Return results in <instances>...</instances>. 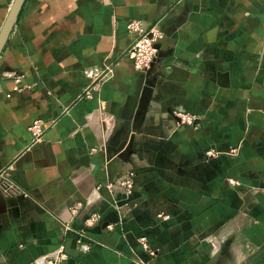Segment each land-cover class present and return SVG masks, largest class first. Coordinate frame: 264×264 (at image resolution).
Listing matches in <instances>:
<instances>
[{"label":"crops","instance_id":"obj_1","mask_svg":"<svg viewBox=\"0 0 264 264\" xmlns=\"http://www.w3.org/2000/svg\"><path fill=\"white\" fill-rule=\"evenodd\" d=\"M134 19L160 30L146 72ZM126 173L131 195L106 188ZM60 246L63 264H264V0H24L0 53V264Z\"/></svg>","mask_w":264,"mask_h":264},{"label":"built area","instance_id":"obj_2","mask_svg":"<svg viewBox=\"0 0 264 264\" xmlns=\"http://www.w3.org/2000/svg\"><path fill=\"white\" fill-rule=\"evenodd\" d=\"M126 29L128 32L133 34L132 42L126 50V57L131 61L135 70L146 72L151 67L157 56L158 49L156 47V41L160 36L159 27L156 23L150 25L149 27H145L141 20L134 19L130 20L126 24ZM110 72L111 69L108 67L99 76H95L90 89H94L105 82ZM15 82H19L18 78L15 79ZM86 95L90 96V90L86 91ZM174 116L176 117L177 126L187 125L195 127L197 125V116L194 114H190L185 111H175ZM46 127V123L40 118H35L31 121L28 129L32 135V143L41 140ZM92 150H95V148H92ZM230 181L233 182V180ZM106 188H119L124 195H131L134 188L131 174L126 173L118 175L116 178L106 184ZM75 209L76 207H74L73 210ZM94 220V214L87 216L85 219L86 226L92 224ZM139 240L144 249H150L149 242L144 236H141ZM149 251L151 254H153L152 250ZM66 258L67 255L60 246L51 253L33 259L28 264H63Z\"/></svg>","mask_w":264,"mask_h":264},{"label":"water","instance_id":"obj_3","mask_svg":"<svg viewBox=\"0 0 264 264\" xmlns=\"http://www.w3.org/2000/svg\"><path fill=\"white\" fill-rule=\"evenodd\" d=\"M23 2L24 0H13L9 7L7 15L5 16V19L0 27V53L5 46L11 29L18 18Z\"/></svg>","mask_w":264,"mask_h":264}]
</instances>
